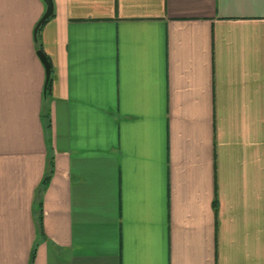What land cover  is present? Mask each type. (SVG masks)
<instances>
[{
  "label": "crops",
  "instance_id": "1",
  "mask_svg": "<svg viewBox=\"0 0 264 264\" xmlns=\"http://www.w3.org/2000/svg\"><path fill=\"white\" fill-rule=\"evenodd\" d=\"M53 4L0 0V264H264V0Z\"/></svg>",
  "mask_w": 264,
  "mask_h": 264
},
{
  "label": "water",
  "instance_id": "2",
  "mask_svg": "<svg viewBox=\"0 0 264 264\" xmlns=\"http://www.w3.org/2000/svg\"><path fill=\"white\" fill-rule=\"evenodd\" d=\"M42 1L45 4V12L34 28V40L35 41H37V32L39 28L45 21H47L52 16L53 11H54L53 0H42ZM36 54L45 69V88H46V84L48 83L50 79V75H51L50 63L42 50H37Z\"/></svg>",
  "mask_w": 264,
  "mask_h": 264
},
{
  "label": "trees",
  "instance_id": "3",
  "mask_svg": "<svg viewBox=\"0 0 264 264\" xmlns=\"http://www.w3.org/2000/svg\"><path fill=\"white\" fill-rule=\"evenodd\" d=\"M50 89H51V78L49 79L48 83L46 84V88H45L46 94H50ZM49 127H50V121L47 120L46 130H48ZM48 164H49V170L47 171V173L45 174V176H44V178L42 180V187L46 186V184L48 183V181L50 179V176L52 174V170H53L52 161L50 160ZM34 256H35V250H33L32 253H31L29 264L33 263Z\"/></svg>",
  "mask_w": 264,
  "mask_h": 264
}]
</instances>
